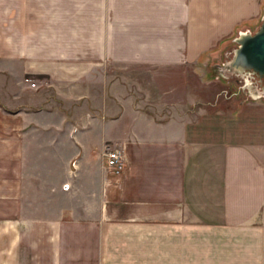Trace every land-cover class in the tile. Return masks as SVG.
<instances>
[{
    "label": "crops",
    "instance_id": "obj_1",
    "mask_svg": "<svg viewBox=\"0 0 264 264\" xmlns=\"http://www.w3.org/2000/svg\"><path fill=\"white\" fill-rule=\"evenodd\" d=\"M259 10L0 0V264H264V98L204 78Z\"/></svg>",
    "mask_w": 264,
    "mask_h": 264
},
{
    "label": "rangeland",
    "instance_id": "obj_2",
    "mask_svg": "<svg viewBox=\"0 0 264 264\" xmlns=\"http://www.w3.org/2000/svg\"><path fill=\"white\" fill-rule=\"evenodd\" d=\"M259 4L260 10L258 14L252 18H248V20H244L236 36L240 34L241 30H251L252 32H254L258 29L264 16V0H259ZM237 46L238 43L235 40V37L232 40L224 43L218 58L211 61V63L217 64L209 67L207 66L208 71L206 70L204 78L210 80L211 82L210 95H212L213 97H215L216 93H218L220 97L236 95L243 102L247 99H252L253 96L260 97V93H263L262 91L264 90V79L259 80L257 76L251 77V75H248V73L246 72H244V75L241 76L235 73L227 74L225 69H221V67H218L219 63V65L221 66H226V63L233 58L234 51ZM249 76L250 79H253L246 80L245 78ZM261 96H263L264 98V93ZM212 100L214 101L215 99L212 98Z\"/></svg>",
    "mask_w": 264,
    "mask_h": 264
},
{
    "label": "water",
    "instance_id": "obj_3",
    "mask_svg": "<svg viewBox=\"0 0 264 264\" xmlns=\"http://www.w3.org/2000/svg\"><path fill=\"white\" fill-rule=\"evenodd\" d=\"M238 43L234 51V56L226 63V66L219 65L225 69L227 74L257 76L259 80L264 79V16L258 29L254 32L251 30H241L240 34L235 36ZM250 79L249 77L245 78ZM251 78L250 80H252ZM264 93V90L262 91ZM263 93H260L261 95ZM258 95V94H257ZM260 95V96H261ZM255 97V96H253Z\"/></svg>",
    "mask_w": 264,
    "mask_h": 264
},
{
    "label": "built area",
    "instance_id": "obj_4",
    "mask_svg": "<svg viewBox=\"0 0 264 264\" xmlns=\"http://www.w3.org/2000/svg\"><path fill=\"white\" fill-rule=\"evenodd\" d=\"M36 84V82H33ZM105 154L107 156V164L110 169L115 172H120L125 164V154L123 148L120 146L107 145Z\"/></svg>",
    "mask_w": 264,
    "mask_h": 264
}]
</instances>
